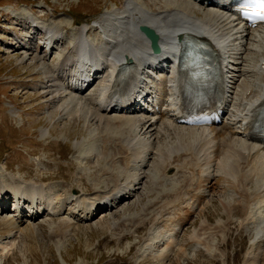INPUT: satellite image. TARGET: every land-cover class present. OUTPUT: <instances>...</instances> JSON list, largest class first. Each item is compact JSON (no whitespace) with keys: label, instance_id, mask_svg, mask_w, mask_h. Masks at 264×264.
Returning <instances> with one entry per match:
<instances>
[{"label":"bare ground","instance_id":"1","mask_svg":"<svg viewBox=\"0 0 264 264\" xmlns=\"http://www.w3.org/2000/svg\"><path fill=\"white\" fill-rule=\"evenodd\" d=\"M228 1L123 0V6L103 13L100 20L96 21L97 27L92 28L90 23H66L74 25L73 28H66L63 21L56 26L47 25L45 28H50L53 35L45 38L43 47L51 46L49 51L45 50L46 56L57 57L41 67L48 78V83L44 86L49 94L54 95L53 99L58 101L57 111L60 116L80 119L86 127L99 123L102 128L112 129L119 125L128 131L124 140L123 137L105 142L110 150L103 154L106 158H112L115 162H111L112 165H117H113L115 169L119 167L122 176L117 178L114 182L117 184L113 188L105 190V194L98 195L96 199H89L80 194L78 188H70L73 186H69L70 189L65 191H56L49 185L42 184L44 178L37 181L16 179L0 171V193L6 191L0 208H6V198L13 194L19 202L23 200L24 203L34 204L32 215L25 214V211L18 207L16 218L21 221L27 217L36 220L45 214L64 213L72 201L77 202L75 210L82 212L83 217H93L95 211L109 208L108 203L103 204L104 199L115 203L135 195L133 193L137 191L136 187L143 183L142 179L147 175L142 178L140 171L148 165L149 158H152L149 155L156 154L160 155L158 163L155 164V168L159 170L149 178L150 183H164L168 179L181 178L180 175L188 171L196 176V182L193 183H204L203 187L200 184L190 191L188 187L185 195L176 194L173 201L165 202L163 207L161 206V212L154 218L153 225L168 231L167 249L178 245L181 228L191 220L196 208L206 200L209 188L212 187V191H216L217 184L214 185V180L216 183L218 179L224 180L237 194L241 192L236 203H242L246 211L245 222H263L264 144L248 140L245 134L255 112L264 106V26L251 29L247 23L236 17L237 13L227 6ZM26 23L35 21L28 19ZM142 25L151 27L159 35V54L152 52L150 40L140 30ZM85 32L90 42H85ZM43 33V27L35 25L28 34L17 38L19 42L23 37L29 40L27 45L20 43V47L32 48L34 36H37L38 41V35ZM182 35L186 39L203 37L221 54L225 76L222 106L227 117H224L220 125L193 128L176 121L182 115V111L179 113V87L175 72V61L180 49L178 38ZM249 50L255 55H248ZM248 59L250 63L246 62ZM126 62L129 66L122 81L125 83L114 88L115 72ZM146 97L153 101L148 109H131L137 99ZM134 100V103L130 102ZM143 105H146V101ZM130 112H141L142 116L127 114ZM132 134L136 137H132ZM43 135H46L45 131ZM171 135L176 137L173 145L168 144ZM164 137L167 147L156 148L155 145H160ZM141 138L147 141L144 142L146 147L140 151L136 141ZM108 139L110 138H102ZM115 141L118 142L114 145ZM82 143L78 142L77 147ZM90 156L91 154H88L86 158L89 159ZM114 168L110 170L111 174L107 178L117 176L118 171L112 175ZM130 168L137 169L139 173L136 171L134 176L129 175ZM124 174L129 177H124ZM107 178L105 181H95L104 183L101 191L108 184L105 183ZM188 178L190 179V175ZM124 181L132 185L121 183ZM252 182L260 183L255 190L247 186ZM189 183H192V180ZM245 196L248 198H243ZM152 201L149 200V204L152 205ZM148 206L144 207L145 211L156 207V203L149 208ZM225 206L227 211L229 208H235L236 204ZM15 224V221L11 224L13 228L17 227ZM205 224L207 226L206 221H203L202 225ZM196 242L202 244L201 240ZM152 246L154 241L151 237L146 247L150 250Z\"/></svg>","mask_w":264,"mask_h":264},{"label":"rangeland","instance_id":"2","mask_svg":"<svg viewBox=\"0 0 264 264\" xmlns=\"http://www.w3.org/2000/svg\"><path fill=\"white\" fill-rule=\"evenodd\" d=\"M123 4V0H0V171L16 179L44 178L42 184L56 191L78 188L89 199H96L117 184L114 182L122 176L121 170L114 168L117 165H112L115 162L111 157L103 155L110 150L105 142L123 137L124 140L128 131L119 125L102 128L99 123L86 127L80 119L60 116L58 101L44 86L48 78L41 70L57 55L46 56L45 45L40 47L37 36L33 50L21 48L17 38L28 34L38 25L35 23L56 26L62 21L63 24L91 22L92 28L97 27L98 23L92 26L93 20ZM28 19L35 23H26ZM70 27L74 25L66 24V28ZM63 31L67 34L66 29ZM247 54L255 55L250 50ZM171 136L169 145L176 141ZM162 140L156 148H165V137ZM146 141L145 138L136 141L139 150L146 147ZM78 142H83L80 147L76 145ZM88 154H91L89 159ZM79 156L82 159H77ZM150 156L148 167L140 171L142 178L147 175L136 187L135 195L115 203L104 199L103 203L113 207H106L90 218H84L79 211L73 213L76 202H72L64 213L21 221L16 218V199L7 201L6 209L0 208V264H264V217L263 222H245L246 211L242 203H236L241 192L237 194L221 179L217 183L214 180L216 191L209 188L206 200L180 230L178 245L167 249V230L153 225L154 218L165 202L173 201L176 194L185 195L188 187L194 189L202 183H193L196 176L191 171L164 183H150L149 178L159 170L155 164L160 155ZM113 168L112 175L118 171L117 176L107 178ZM128 171L131 176L139 173L137 169ZM106 178L108 184L101 191L104 183L95 181ZM254 182L247 185L249 189L255 190L260 184ZM149 200H153L152 205L156 203V207L149 209L150 213L144 210L152 206ZM234 203L236 207L226 211L225 204ZM20 205L29 214L30 206ZM10 220L15 221L16 228ZM203 221L207 226L202 225ZM151 237L154 246L149 250L146 244ZM198 240L202 244H197Z\"/></svg>","mask_w":264,"mask_h":264},{"label":"water","instance_id":"3","mask_svg":"<svg viewBox=\"0 0 264 264\" xmlns=\"http://www.w3.org/2000/svg\"><path fill=\"white\" fill-rule=\"evenodd\" d=\"M141 30L152 41V47L154 51L159 52L160 51L159 35L156 33V31L147 25H142Z\"/></svg>","mask_w":264,"mask_h":264},{"label":"snow or ice","instance_id":"4","mask_svg":"<svg viewBox=\"0 0 264 264\" xmlns=\"http://www.w3.org/2000/svg\"><path fill=\"white\" fill-rule=\"evenodd\" d=\"M261 5H264V0H258Z\"/></svg>","mask_w":264,"mask_h":264}]
</instances>
